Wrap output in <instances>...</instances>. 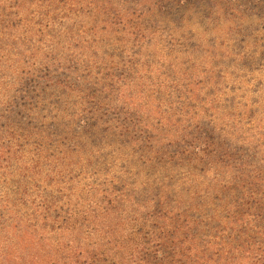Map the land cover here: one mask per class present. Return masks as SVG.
Returning a JSON list of instances; mask_svg holds the SVG:
<instances>
[{
  "label": "trees",
  "instance_id": "trees-1",
  "mask_svg": "<svg viewBox=\"0 0 264 264\" xmlns=\"http://www.w3.org/2000/svg\"><path fill=\"white\" fill-rule=\"evenodd\" d=\"M187 1L197 14L169 0L107 2L106 11L97 8L90 20L88 48L74 42L90 51L87 61L33 77L35 84L17 95L14 88H23L27 75L42 72L29 68V54L21 66L9 64L10 48L18 49L21 40L17 28L42 33L68 18L51 15L53 2L0 0L3 264H264V137L255 134L262 127L245 111L237 123V113L224 108H233L238 94L214 95L219 82L204 80L208 66L198 73L189 65L202 54L208 62L229 58L207 44L254 37L262 59L264 45L257 47L254 28L229 26L230 20L241 24L246 1L238 13L223 0V15L215 11L217 0ZM153 9L158 17L142 24L138 10L146 11L143 17ZM111 10L123 28H97ZM145 47L165 49L167 91L158 90L153 108L149 100L137 105L129 97L124 107L120 96L132 91L136 63L151 58L148 50L139 56ZM187 74L195 82H187ZM207 81L212 89L204 95ZM204 104L205 111L197 110ZM141 106L152 117L154 109L156 129L164 126L174 139L147 149L136 143L146 138L144 131H125L122 152V138H116L122 123L115 117L138 124ZM142 154L150 161L146 174L134 163Z\"/></svg>",
  "mask_w": 264,
  "mask_h": 264
},
{
  "label": "rangeland",
  "instance_id": "rangeland-1",
  "mask_svg": "<svg viewBox=\"0 0 264 264\" xmlns=\"http://www.w3.org/2000/svg\"><path fill=\"white\" fill-rule=\"evenodd\" d=\"M39 1L42 2L44 7L48 6L50 2H53L55 4V9H50L53 10L51 15L59 14L60 16H67L66 18L68 19L62 26L49 23V27L47 26L48 28H43L42 33H39L36 28H22L21 26L17 28V32L15 34L21 36V40L18 49L16 47L10 48L11 60L9 61V64L13 67V65L17 62H21V66L23 64V61L25 60L24 54L25 56L29 54L32 58V61L28 62L29 68H36L37 66L38 70H42V72H36L35 74L27 75V82L23 83L24 87L14 88V92H16L17 95L21 94L23 92V89H28L29 87H31V85L35 84L30 83V79H32L33 77H36L38 80L40 76H43L45 74L53 75L58 67L60 73H63V71H67V67L71 66L72 69L78 67V61L86 59L90 51H84V48H78L76 46V43L74 42H81L83 47L88 48L85 45L87 44L88 40H91L93 38L89 32V24L90 20H92L93 22L96 19V15L93 14L94 11L97 8H100V10H103L104 8V10L106 11L107 6H109L107 5V2H114V0H46L47 2H45V0ZM169 1L173 5H182L181 8L184 9L186 8V5H188V8H191V11L194 12V14L199 10L197 7H195V4H188L189 2L187 0ZM217 1L220 4L215 8V11L220 9L219 13L222 14L224 9L228 8V6L224 7L221 5V3H224L222 2L223 0ZM245 1L247 2L246 6H250L249 10H245L241 13L240 9H242L241 6ZM229 5L233 10H236L238 13L245 14V16H243V18L241 19H237V21L241 22V24H238L236 21L232 23V21L230 20L229 24L231 25H228L232 26L233 28H246L247 26L248 28H254L256 30V34H258L259 36L257 40L259 41V43H261H258L257 47L261 48V46L264 45V0H230ZM78 6H81V9H78ZM203 6L204 5H201L200 8H203ZM138 12L139 16H137V18H141L139 20H141L142 24H145L147 19H156L159 15V11L157 9L148 11L147 13H149V15L147 16L143 14V17H141L140 13H146V11L138 10ZM114 13L115 12H113L112 10L108 11V15H106L108 16V19L105 21L107 23L98 22L97 28H110V30L106 32H110L111 30H114L116 28H123V25H121L120 23L121 17ZM66 18L62 17L60 18V20H64ZM227 23V20L222 22L220 27L226 25ZM242 24L245 25L241 26ZM68 25H71V28H67ZM111 26H115V28H111ZM121 34L123 35L124 33L121 31ZM120 37L121 36L117 34L116 38ZM240 38H242V35ZM238 41L239 39L235 42ZM253 41L254 37L247 40L246 42L238 44L229 41L228 43H224L222 47L220 45H215L213 47H210L208 44V46L204 45L209 49H216L227 52L226 55H229V58L226 59L225 56H222L218 59V62H208V55L202 54V58L197 59L196 57L192 59L189 65H194V70H196L198 73H201V69L205 65L208 66V70L206 71V74H208V76L204 80H210V78L212 77L213 79L210 82H219L215 86L214 91H212L214 95L219 97L223 94H238V97L233 104V108L226 107L224 109L237 113V123L242 119L244 111L249 112L250 115L253 114V119H257L254 125H261L262 127L257 129L255 131V134H261L264 137V135L262 134V131L264 130V59L260 58V53L256 50V48H254ZM131 47L133 48L132 50L137 49V46L135 45H131ZM97 49L100 50L99 47H97ZM147 50L152 52L154 49L153 47H145L142 52H139V56H142V54ZM164 50L162 48H156V50L152 52L151 58L148 62L141 61L139 65L138 63H136L134 73H131L136 74V81H131V83H133L132 91L130 92V95L121 94L120 96L121 104L124 107L126 105V99L129 97L137 105H142L143 101L149 100L148 102L152 105L153 108L155 106L154 98L155 96H158V90L161 89L163 91H167L165 88V82L168 76L166 75V72L167 70L170 71V67L169 60H166V58H164ZM198 60L205 63L197 65ZM1 68L2 67L0 65V70ZM69 70V75H71L72 71L71 69ZM217 73L220 75H217ZM187 77L190 78V80L187 82H195L191 79L190 75L187 74ZM205 85H207V87H204ZM201 88L204 90L203 94L206 95L207 92L212 89V85L208 81L206 83L202 82ZM0 91L4 94L2 86L0 87ZM241 96L245 97H243L242 99ZM206 108L207 107L204 104L201 107H198L197 110L200 109V111H205ZM147 111L148 107L146 106H141L139 108L141 117L138 124L121 121L119 118V114L115 117L118 119L119 123H122V125L116 131L118 135L116 136V138L119 141L122 138V152H126V149L123 145V141L126 140V137H124V134H122V132L125 131L136 132L138 129H140V131H144L146 138H140L138 136V141H136V143H145L147 149L149 146H152L151 149H153L157 146L168 144L172 141V139H174V132L171 133L164 126H162L163 128L159 130L158 128L156 129L153 118L155 116L154 109L153 117L151 115H148ZM170 111H173V106L170 107ZM140 131L135 134L139 135ZM250 134L251 133H249L248 135ZM252 139H254L253 136ZM149 157L150 159H154L155 155L150 154ZM146 161H149L146 154H142L134 161L136 165L140 164L138 171L145 174L147 171ZM149 203L150 200L148 204ZM0 264H3L2 261H0ZM64 264H66L65 261Z\"/></svg>",
  "mask_w": 264,
  "mask_h": 264
}]
</instances>
